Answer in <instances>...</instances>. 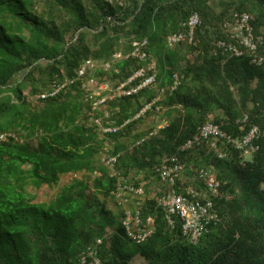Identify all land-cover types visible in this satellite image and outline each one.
<instances>
[{
	"label": "trees",
	"instance_id": "obj_1",
	"mask_svg": "<svg viewBox=\"0 0 264 264\" xmlns=\"http://www.w3.org/2000/svg\"><path fill=\"white\" fill-rule=\"evenodd\" d=\"M194 12L201 16L196 45L168 48V35L184 30ZM243 12L264 34V0H0V136H8L0 138V264H89L91 258L83 263L82 255L90 246H97L105 264H264V64L216 53L213 45L225 36L223 22ZM145 39L143 50L157 62V83L171 81L174 72L183 83L162 101L160 116L168 125L133 151L126 138L143 135L142 121L156 125L153 113L102 136L90 121L98 115L97 97H90L82 80L39 104L28 99L57 79L76 77L87 60L99 65L87 78L116 87L147 62L115 54H129L134 41ZM156 93L147 87L108 104L123 122ZM244 115L246 127L238 121ZM210 120L235 136L253 124L261 129L250 157L231 147L224 159L204 147L180 154L187 184L210 166L226 182L214 202L219 219L192 244L182 238L179 223L169 228L156 198L148 197L143 212L156 218V230L146 242L133 243L112 202L118 177L101 162L103 147L114 141L111 153L123 152L119 176L155 192L162 156L176 152ZM83 171L84 178L74 176ZM95 171L100 174L90 183ZM67 174L71 181L55 197L34 201L28 185L54 187Z\"/></svg>",
	"mask_w": 264,
	"mask_h": 264
},
{
	"label": "built area",
	"instance_id": "obj_2",
	"mask_svg": "<svg viewBox=\"0 0 264 264\" xmlns=\"http://www.w3.org/2000/svg\"><path fill=\"white\" fill-rule=\"evenodd\" d=\"M114 2L118 0H107ZM201 24V16L198 12L190 15L184 24V30L171 33L166 38L168 48L188 43L196 45V30ZM224 37L213 41L214 50H219L229 57L248 56L252 63L257 65L264 64V34L255 32L251 23V15L247 12L238 14L233 20L224 21L222 24ZM148 43L145 39L142 42L134 41L135 49L129 54L118 52L116 57H138L147 64L135 70L125 81L113 87L109 82H100L95 76L87 78L89 70L95 71L99 67L97 62L87 60L77 69V76L74 78L64 77L53 81L50 90L29 95L28 99L34 104L40 101L56 96L60 92L70 89L77 80H82V87L90 92V97L96 96L93 102V109L98 115H92L90 121L96 126L102 136L115 134L129 125L134 120H141L149 113H153V117L160 119L163 113L162 101L169 94V90H176L183 83V78L178 72L171 75V81L164 84L157 83L158 68L154 57L143 50ZM111 63H106L104 69H110ZM118 71L117 68H115ZM87 78V79H85ZM141 79V82H135ZM155 87L156 95L152 100L146 102L134 115L127 118L122 123L114 117L110 107L109 100L115 96L132 95L144 88ZM111 92V93H109ZM157 126L152 127L144 136L139 138L134 144L129 145V149H133L136 145L143 144L147 139L156 137L160 134V130L168 125L166 119ZM244 124L248 122V115H244L238 120ZM7 134L0 136L6 139ZM261 135V129L258 125H251L245 133L235 136L228 133L221 125L210 120L199 127V130L192 137L181 143L177 147V151L171 154L165 153L158 166L160 188L157 193L151 194L157 200L166 216V221L171 228L181 227L182 235L192 243H197L201 236L209 231V223L219 219V213L214 208V202L222 196V187L226 182L218 179L214 168L211 166L206 169L197 171L194 179L195 184H187L183 178L185 164L181 158V153L194 150L197 147L206 148L208 153H215L218 158L224 159L228 155L229 148H234L244 152L245 157L253 155L259 145L256 144L257 139ZM13 136H15L13 134ZM16 137V136H15ZM109 143L105 147V153L102 155V162L105 163L111 173L119 176L121 172L117 170V164L120 162L122 152L110 154ZM115 196L121 206L122 225L126 230L129 239L137 244L146 242L156 230V218L153 215L145 216L143 212L144 204L148 196L143 185L135 186L129 183L122 176H119ZM131 203V206H127ZM126 205V206H125ZM102 239L98 240L101 243ZM87 256L91 258L89 264H105L99 257L97 246H90L82 256L85 263Z\"/></svg>",
	"mask_w": 264,
	"mask_h": 264
},
{
	"label": "clouds",
	"instance_id": "obj_3",
	"mask_svg": "<svg viewBox=\"0 0 264 264\" xmlns=\"http://www.w3.org/2000/svg\"><path fill=\"white\" fill-rule=\"evenodd\" d=\"M134 115V114H133ZM132 117V116H131ZM145 119V118H144ZM144 119H141V120H136V121H142V120H144ZM164 119H166L167 121H168V119H167V117H161L160 116V119L158 120L160 123L162 122L161 120H164ZM133 122H135V120L133 121ZM120 123H122V122H120ZM150 123H151V121H150ZM142 124H143V121L140 123V127L139 128H142L141 126H142ZM130 125V124H129ZM129 125H127V126H125V127H123L120 131H122V130H124V129H127V127L129 126ZM149 126V128L148 129H146V130H143V135H141V136H139L137 139H133V138H129V137H127L126 139H127V145H128V150H130V151H133V149H129V145H131V144H134L139 138H141L142 136H144L152 127H154L155 125H153L152 123L150 124V125H148ZM157 126V125H156ZM163 129V128H162ZM119 133V132H118ZM118 133H115V134H118ZM153 138V137H152ZM151 139V138H150ZM149 139H147L145 142H147ZM144 142V143H145ZM109 143V147H110V151H112L113 150V145H114V141L113 142H111V141H109L108 142ZM143 143V144H144ZM106 145H107V143L105 144V146L103 147V150L101 151V158H102V155H103V153H105V147H106ZM142 144H139V145H136V146H141ZM135 146V147H136ZM120 152H122V151H120ZM120 152H118V153H120ZM123 153V152H122ZM110 154H112L111 152H110ZM117 154V153H116ZM218 157V156H217ZM122 158V157H121ZM221 159V158H220ZM101 162H102V160H101ZM103 163V162H102ZM121 163V159H120V162L117 164V166L119 165ZM107 168H108V166L105 164V163H103ZM185 164V163H184ZM211 167V166H210ZM207 168H209V167H207ZM214 168V167H213ZM203 169H206V168H203ZM108 170H109V172H110V175L112 176V177H114V176H116V175H114L113 173H111V169H109L108 168ZM117 170H119V168L117 167ZM120 172H121V170H119ZM197 171H199V170H197ZM214 172H215V168H214ZM84 173H86L85 171H83V172H78V173H76L74 176L75 177H78V175L77 174H81V175H84ZM216 173V172H215ZM99 171H95L91 176H89V179L90 178H96L97 176H99ZM133 175V174H132ZM186 174H185V171H184V174H183V178H184V180L185 181H187L188 180V178L185 176ZM217 175V174H216ZM137 176V175H136ZM80 177V176H79ZM78 177V178H79ZM88 177V176H87ZM116 177H118V179H117V182H116V185H115V189H113L112 190V198H113V200L112 201H114L115 202V204L117 205V207H118V209H119V212L121 213V216H120V221H121V223H122V212H123V206H121L120 204H119V202H118V200H117V198H116V196H115V190H116V188H117V183H118V180H119V176H116ZM196 177V176H195ZM195 177H194V179H195ZM122 178L123 179H126L129 183H132V184H134L135 186H140V185H143L144 186V188H145V191H146V193H147V195L148 196H151V198H152V195L151 194H153V192H151V190L150 191H147V189H146V187H145V184L144 183H142V184H140V185H136L135 183H134V181H133V178L131 177V178H124L123 176H122ZM132 179V180H131ZM193 179V180H194ZM219 179V178H218ZM220 180V179H219ZM93 181H94V179H93ZM160 182V181H159ZM224 182V181H223ZM193 183V182H192ZM189 184H191V183H189ZM154 193H157V189H156V191L154 192ZM127 206H131V203H127L126 204ZM125 205V206H126ZM123 226V225H122ZM169 226V225H168ZM180 227V226H179ZM171 230H175L176 228H171V227H169ZM125 229V228H124ZM180 230H181V227H180ZM126 231V230H125ZM206 233V232H205ZM204 233V234H205ZM110 234H111V230H108L107 231V233L105 234V237L106 238H109L110 237ZM203 234V235H204ZM202 235V236H203ZM128 236V235H127ZM181 236H182V238L184 239V240H186L187 242H190L188 239H186L183 235H182V231H181ZM201 236V237H202ZM129 238V237H128ZM99 239H102V238H99ZM98 239V240H99ZM201 239V238H200ZM199 239V240H200ZM98 240H97V242H98ZM199 240H198V242H199ZM197 242V243H198ZM133 243H135V242H133ZM190 243H192V242H190ZM197 243H192V244H197ZM97 251H98V248H97ZM84 254V253H83ZM83 256V255H82Z\"/></svg>",
	"mask_w": 264,
	"mask_h": 264
},
{
	"label": "rangeland",
	"instance_id": "obj_4",
	"mask_svg": "<svg viewBox=\"0 0 264 264\" xmlns=\"http://www.w3.org/2000/svg\"><path fill=\"white\" fill-rule=\"evenodd\" d=\"M149 121H151V120H146V122H148V123H149ZM152 122H154V121H152ZM156 122H157L156 125L160 124V122L158 120ZM248 157H250V156L248 155ZM77 175H78V177L80 176L79 178H84V175H81V174H77ZM185 176L187 177V175H185ZM71 177H72L71 174L63 175L62 178H61V180H60V182L58 183V185H56L54 187L43 186V187L37 189V188H34L32 185H28L27 188H28V190L31 193H33V194L36 195V198L34 199L35 202H47L51 198L55 197L57 195V193L61 190V188L64 185L68 184L71 181ZM93 179L94 178H90V181L89 182L90 183L91 182H94ZM160 185L161 184L159 182V184L156 185L155 190H156V188L158 190L161 187ZM151 192H154V191L151 190ZM133 264H144V262L143 261L141 262V260H138L136 262L133 261Z\"/></svg>",
	"mask_w": 264,
	"mask_h": 264
},
{
	"label": "crops",
	"instance_id": "obj_5",
	"mask_svg": "<svg viewBox=\"0 0 264 264\" xmlns=\"http://www.w3.org/2000/svg\"><path fill=\"white\" fill-rule=\"evenodd\" d=\"M151 123H150V121H149V123L148 122H143V124H142V128H139L140 129V131H143V130H146V129H148L149 128V126L148 125H150ZM141 176H143V175H141ZM140 177V176H139ZM113 202V204H114V206L118 209V207H117V205L115 204V202L114 201H112ZM119 210V209H118Z\"/></svg>",
	"mask_w": 264,
	"mask_h": 264
}]
</instances>
